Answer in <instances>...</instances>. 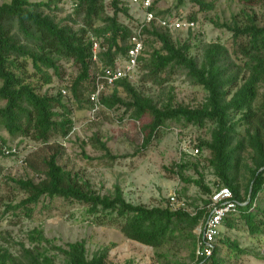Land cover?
<instances>
[{
    "label": "trees",
    "instance_id": "trees-1",
    "mask_svg": "<svg viewBox=\"0 0 264 264\" xmlns=\"http://www.w3.org/2000/svg\"><path fill=\"white\" fill-rule=\"evenodd\" d=\"M60 1L10 0L0 4V100L3 101L0 106V127L11 137L28 138L40 143L39 148L24 159L27 167L40 178L37 181L10 178L26 196L7 209H22L28 216L29 206L37 204L42 197H60L86 204L90 213L102 211L114 215L116 221L121 220L119 230L124 237L155 250L169 244L187 242L191 247L189 257L192 264H225L218 253L217 240L233 255L245 253L235 240L224 238V234L219 238V234L209 256H196L201 234L196 237L193 230L206 216V205L212 192L203 183V174L198 170L199 161H182L173 166V173L180 180L194 184L208 195L204 205L193 211L132 204L124 198L118 185L110 194L101 195L88 180L58 164L57 159L62 151L58 139L66 138L72 130V110L64 103L60 92L62 87L56 93H40V85L51 84L53 76L63 77L60 61L72 63L77 74L69 90L78 103L77 109H81V99L87 91L83 83L91 81L89 95L94 86V75L90 76V68L95 65L99 70L91 57L92 39L99 43L98 59L101 65L113 66L125 56L133 34L132 28L119 20V15L131 19L128 5L121 0H110L111 14L105 10V0H72L73 10L63 19L64 22L56 20L54 15L59 11ZM181 1L178 0V4ZM191 1L202 12L213 8V4L205 0ZM247 2L251 5L260 3L264 7V0ZM156 14L165 16L169 10L158 9ZM186 18L196 21L195 13ZM76 19H80L78 28L73 26ZM245 19L242 25L235 21L231 24L215 22L214 25L231 33V50L219 42L206 43L201 47L200 63L188 54L191 49L189 40L175 43L167 29L154 25L143 28L150 45L159 43L150 52H145L144 46L138 60L143 77L154 81L172 68L183 69L192 84L205 90L206 96L201 104L189 106L176 103L169 95L163 105L157 106L152 98L139 92L126 78L115 81L111 93L103 94L100 102L104 109L122 108L125 114L138 122L145 116L149 118L141 125L140 150L150 145L167 121H182L184 126L197 127L210 122L213 125L210 139L199 141L197 146L208 152L203 161L216 178L215 187H227L233 199L239 203L238 212L226 218L222 224L234 229L233 221L239 217L253 235L264 230V26H259L252 15L245 14ZM27 62L31 63L33 76L40 80V85L28 79ZM119 91L124 92L126 98L119 96ZM259 94L263 98L256 105ZM88 95L85 103L89 110L91 103ZM235 114L241 115L233 120L232 115ZM240 123L245 125L243 135L237 132ZM95 141L104 157L116 159L104 142ZM3 147V142H0L2 155ZM247 151L249 163L242 156ZM190 165L198 174L197 179L183 175L182 172ZM242 167L248 174L243 193L238 183ZM258 215H262V218L258 219ZM2 239L0 235V264H59L53 255L48 254L49 250L54 255L62 256V264H113L108 259L109 247H103L89 258L83 241L56 245L37 228L27 232L30 246L20 244L16 255L2 246ZM157 255L165 258V264H186L168 260L165 253ZM126 264H132V261Z\"/></svg>",
    "mask_w": 264,
    "mask_h": 264
},
{
    "label": "rangeland",
    "instance_id": "rangeland-1",
    "mask_svg": "<svg viewBox=\"0 0 264 264\" xmlns=\"http://www.w3.org/2000/svg\"><path fill=\"white\" fill-rule=\"evenodd\" d=\"M9 1L0 0V4ZM121 1L128 5L131 19L119 15V20L134 31L139 21L136 17L140 16L141 12L129 6L128 0ZM205 1L213 4L210 11H199L198 6L191 0H182L179 4L178 0L157 2V8L168 9L169 15H180L187 19L189 14L195 13L196 27L191 32L170 31V34L175 43L190 41L191 49L188 54L198 63L201 61V47L206 43L219 42L231 50V33L225 28L214 25L215 22L231 24L235 21L242 25L246 22L245 14H249L254 16L259 26H264V7L260 3L251 5L247 0ZM109 3L110 0H105V10L111 14ZM58 7L59 11L54 13L55 19L63 21L73 10L72 0H61ZM79 24L80 19H76L74 28H78ZM148 40L144 35L145 52H150L152 48L159 46L157 42L150 45ZM60 66L63 77L53 76L52 83L47 85H40V80L33 76L34 69L30 62H27L26 66L27 74L30 75L28 79L40 85V93L45 91L56 93L60 87L66 90L63 100L71 107L73 126L66 138L58 139L62 146L61 154L57 159L60 166L88 180L92 188L101 195L110 194L114 186L118 185L124 198L132 204H141L148 208L162 207L166 204L168 196L174 193L176 198L183 201L186 209L190 211L204 205V200L208 195L194 184L180 180L173 173L175 172L173 166L182 161L188 163L199 161L198 170L203 174V183L211 191L214 190L216 178L211 168L207 167L203 161V158L208 155L207 150L203 148L196 156L187 151L184 153L182 150L183 140L196 143L209 140L213 126L210 122H206L203 127H197L184 126L182 121H167L166 125L157 131L150 145L145 150H140L141 125L149 118L145 116L142 121H135L129 117V114H125L122 108L111 110L103 108L92 118L85 103L88 92L91 90V81L83 83V88L87 91L81 99L82 108L77 109L78 103L76 104L69 90L77 69L70 62L60 61ZM96 72L97 67L92 65L90 76ZM143 74L138 64L130 83L139 92L152 98L157 106L163 105L169 95L173 96L174 102L189 106H197L205 99V90L199 85L192 84L183 69L172 68L154 81L146 79ZM111 91L112 87L108 88L104 95L110 94ZM260 91L262 92L263 88ZM119 96L126 98V94L122 91H119ZM262 98L263 96L259 94L255 104H260ZM2 105L3 101L0 100V106ZM240 115H232V119L236 120ZM244 129L245 125L240 123L237 132L243 135ZM95 139L104 142L110 154L116 156V159L104 157ZM0 142H3L7 148L16 150L12 156H4L0 153V235L3 237L1 244L13 255L18 254L20 244L25 247L30 246L27 232L37 228L41 229L44 236L56 245L83 241L89 258L103 247H109L108 259L113 264H126L128 261H132V264H165V258L157 255L163 253L166 254L168 260L173 262L182 261L192 264L189 257L191 247L187 242L179 245L173 243L155 250L124 237L119 230L121 220L116 221L114 215L102 211L90 213L86 204L77 201L60 197H42L37 204L29 206L28 216L25 215V210L7 209L26 196L10 178H29L34 181L40 178L27 167L24 161L31 152L39 148L40 143L28 138L11 137L2 127H0ZM242 156L249 163V152L243 153ZM182 173L193 179L198 178L192 165ZM247 177L248 174L242 167L238 175L241 193L244 192ZM262 196L264 198V191ZM257 218L261 219L262 215H258ZM235 220L233 221L235 228L232 230L222 224L219 238H222L224 234V238L235 240L239 247L245 250V253L233 255L225 245L217 240L216 247L220 257L225 264H264V230L251 235L239 217ZM262 228L264 229V226ZM201 229L202 226L199 224L193 230V234L196 237L199 236ZM48 254L53 255L54 260L62 264V256L54 255L51 250Z\"/></svg>",
    "mask_w": 264,
    "mask_h": 264
},
{
    "label": "built area",
    "instance_id": "built-area-1",
    "mask_svg": "<svg viewBox=\"0 0 264 264\" xmlns=\"http://www.w3.org/2000/svg\"><path fill=\"white\" fill-rule=\"evenodd\" d=\"M156 1L165 0H128L129 6L135 7L141 14L136 17L139 20L138 25L129 39V47L125 56L117 60L113 66L101 65L98 59V52L100 51L99 43L97 40L92 39L91 57L99 66V70L94 74L93 90L88 95V99L91 103L89 113L92 118L103 109L100 97L108 88L113 86L115 81L122 78H126L129 81L132 79L138 67L139 57L142 55L144 49V27L149 28L151 25H154L169 31L185 30L187 32H191L196 27L195 21L185 19L180 15H157L156 11L158 8L155 6ZM60 92L63 95L66 94L64 88H61ZM188 147L189 150H187ZM1 150L4 155H9L16 151L14 148H7L6 146ZM182 150L184 153L187 151L194 156L200 153L197 143L195 141L191 142L190 140L186 142L183 140ZM208 199L209 203L206 205L207 214L200 224L202 226L201 239L197 242L195 250L196 256H209L212 253L213 246L220 234V227L223 221L238 212L239 203L233 199L232 192L227 187H215ZM164 207H168L171 210L186 209L185 203L178 200L174 193L168 196Z\"/></svg>",
    "mask_w": 264,
    "mask_h": 264
},
{
    "label": "crops",
    "instance_id": "crops-1",
    "mask_svg": "<svg viewBox=\"0 0 264 264\" xmlns=\"http://www.w3.org/2000/svg\"><path fill=\"white\" fill-rule=\"evenodd\" d=\"M231 230H232V228H231Z\"/></svg>",
    "mask_w": 264,
    "mask_h": 264
}]
</instances>
